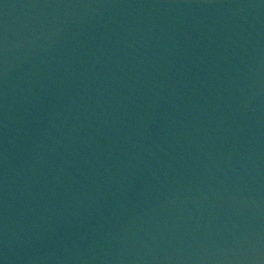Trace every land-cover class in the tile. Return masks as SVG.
I'll list each match as a JSON object with an SVG mask.
<instances>
[{
	"label": "water",
	"instance_id": "1",
	"mask_svg": "<svg viewBox=\"0 0 264 264\" xmlns=\"http://www.w3.org/2000/svg\"><path fill=\"white\" fill-rule=\"evenodd\" d=\"M0 264H264V0H0Z\"/></svg>",
	"mask_w": 264,
	"mask_h": 264
}]
</instances>
